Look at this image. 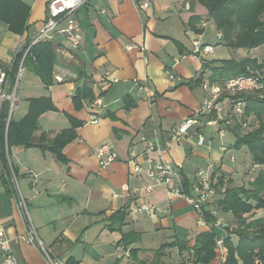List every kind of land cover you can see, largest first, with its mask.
I'll use <instances>...</instances> for the list:
<instances>
[{
  "label": "crops",
  "instance_id": "crops-1",
  "mask_svg": "<svg viewBox=\"0 0 264 264\" xmlns=\"http://www.w3.org/2000/svg\"><path fill=\"white\" fill-rule=\"evenodd\" d=\"M19 1L30 9L27 28L17 34L0 20L2 67L13 64L18 51L38 33L47 18L49 0ZM142 1L89 0L79 7L76 16L82 29L80 46L71 48L62 36L50 40L57 53L55 76H61L62 82L45 87L38 75L24 67L13 120L26 116L32 98H50L56 107L39 117L40 128L33 134L35 143H49L62 129L71 127L67 114L84 124L77 129L78 137L64 149L68 164H61L50 151L36 146L11 147L10 162L17 170V181L22 182L21 193L28 201L30 220L19 208L17 196L9 192L0 177V224L12 238L20 264H49L40 245L24 238L29 233L30 223L52 255L64 263L70 260V264H110L121 255V246H117L120 233L108 228L106 218L123 206H129L127 224L123 226L125 232L132 229L146 232L140 220L143 223L152 216L161 225L168 218L174 222L184 212L198 219L197 212L188 211L190 204L186 199L172 195L166 184H157L145 174L134 171V164L129 163L132 153H141L148 139L159 138L164 156L172 160L190 182L195 181L199 167L188 166L187 161L197 157L207 165H215L216 178L230 175L231 185H236L231 173L222 170L217 162L224 157L221 147L231 145L216 140L228 130L220 132L217 125L207 123L209 117L204 114L201 116L203 125L192 128L181 142L170 137L172 127L192 116L205 98L201 85L194 83L202 71L203 61L192 53L193 41L212 44L201 39L203 34L187 30L186 22L193 12L186 1L149 0L151 5L144 10L139 7ZM194 10L196 14H207V9L199 8L198 4L194 5ZM128 45L134 47L128 49ZM212 53L202 54L203 59L215 60L210 57ZM169 71L176 77L170 78ZM106 72L119 81L102 89L101 81ZM134 79L148 82L153 94L151 99L139 90ZM190 80L192 86L187 84ZM84 84L93 89L96 97L101 96L105 105L98 112L97 123L90 122V103H85L82 110L74 108L72 96L76 88ZM126 96L135 103L129 109L123 101ZM196 130L205 135L203 144L197 142ZM100 143L111 146L118 155L104 167L96 155ZM121 144L122 150L119 149ZM232 156L235 161V155ZM242 162L248 165L247 158ZM135 163H140L144 169L147 167L142 156H137ZM151 185L153 189L148 191ZM143 202L154 204L157 213H137V205ZM209 209H215V204L211 203ZM230 218L232 215L226 214L217 224L221 226V221ZM75 224L84 226L80 230ZM202 227L209 230L207 225ZM194 240L192 238L189 244ZM210 264H219V255Z\"/></svg>",
  "mask_w": 264,
  "mask_h": 264
},
{
  "label": "trees",
  "instance_id": "trees-1",
  "mask_svg": "<svg viewBox=\"0 0 264 264\" xmlns=\"http://www.w3.org/2000/svg\"><path fill=\"white\" fill-rule=\"evenodd\" d=\"M190 5L193 12L186 22L187 30L202 35L205 32L204 18L196 14L194 5L200 4L207 9V16L213 20L220 34L219 44L231 49H242L248 54L239 58L215 59L203 61L202 71L195 80L201 85L203 79L208 78L211 83L224 86L227 79L238 76H254L264 83V53L260 56L250 55L249 51L264 47V0H184ZM29 7L19 0H0V20L7 23L11 31L22 34L27 28ZM28 41L22 50L18 51L9 71L14 81L19 62L22 60ZM207 45V44H203ZM24 66L39 76L45 87H50L56 80L55 66L57 64L56 47L53 41L42 40L30 47L24 57ZM263 76V77H262ZM193 81L187 84L192 86ZM239 93L236 95L223 94L231 102L241 100L244 113L239 116L232 110V104L226 105L229 117L225 130H230L235 136L232 146H225L228 151L234 149L250 152V170L253 166L264 165V92ZM96 98L93 89L84 84L76 88L72 96L74 108L82 110L85 103H90ZM125 108L134 106L130 96H126ZM50 98L30 99L29 111L19 121L10 119L8 122L9 103L4 102L0 108V159L2 170L0 177L11 194L18 195L17 188L12 179V171L18 176L15 166L10 162L11 147H39L43 151H50L61 164H68L69 160L64 153L66 145L77 137V129L84 121L67 114L71 127L62 129L51 142L35 143L33 134L40 128L39 117L46 111L56 110ZM200 130V128H199ZM46 139V136L43 135ZM253 165V166H252ZM217 172L213 174L215 179ZM182 174V172H181ZM183 184L186 193H190L193 182L183 175ZM230 176V175H229ZM229 180V182H228ZM228 182V183H227ZM216 185L224 187L225 191L217 199L215 209L209 206L204 208L202 218L209 226V230L200 232L192 245L188 241L176 239L173 243L178 246L180 254L187 251L186 264H210L218 255V240L222 239L226 253L222 264H264V215L257 216L259 211H264V166L261 168L249 185H231V178L222 174L217 178ZM129 206L125 205L120 210L106 218L108 228L120 233L117 246L128 250L127 246L141 239L142 233L136 230L125 232L123 226L127 224ZM215 210V211H214ZM199 214V213H197ZM226 214H231L234 222L222 229L218 223L219 218L224 220ZM222 224V223H221ZM224 230V235L222 231ZM235 235L234 239L232 236ZM139 248L128 250L129 257L135 264H142L139 259ZM159 264H167L163 257L164 249L156 252ZM70 260L66 264H70ZM134 264V263H133Z\"/></svg>",
  "mask_w": 264,
  "mask_h": 264
},
{
  "label": "built area",
  "instance_id": "built-area-1",
  "mask_svg": "<svg viewBox=\"0 0 264 264\" xmlns=\"http://www.w3.org/2000/svg\"><path fill=\"white\" fill-rule=\"evenodd\" d=\"M89 0H49L47 5V18L43 26L40 28L38 33L30 40L29 46L26 49L22 60L19 62L16 78L13 81L10 77L9 71L11 67L0 66V108L4 102L9 103L8 112V122L12 118L14 109L18 104V89L20 83V76L24 70V57L31 46L42 40H52L58 36H62L69 43L71 48L77 49L82 42V29L79 20L77 19L76 12L81 5L87 3ZM151 5L149 0H143L139 7L141 9H146ZM134 46L128 45V49H132ZM144 49V46H140ZM22 50V49H21ZM214 51V46L207 44L203 45L198 40L193 41V51L192 53L195 57L201 59L202 54H209ZM170 78H175V74L169 71ZM57 82H62L63 78L61 76H56ZM119 79L111 77L109 72H106L101 81L102 89L109 88L113 83L118 82ZM139 90L143 92L148 100L152 98V92L148 82L139 81L134 79ZM264 86V83L258 80L257 77L248 76H238L229 78L225 81L224 86L211 83L208 78L203 79L201 87L205 92V98L202 103L193 111V115L173 126L170 131V137L175 142H181L188 134V132L194 127H200L203 125L201 121V116L209 117L208 124L217 125L220 128V132L225 131L223 128L225 124L230 123L227 121L229 115L227 114L226 105L232 104V110L235 114L241 116L244 113L243 102L241 100H235L231 102L229 98H223V94L236 95L239 93H252V91H259ZM90 122L97 123L98 112L105 107L101 96L96 97L90 102ZM199 130V128H198ZM196 130L197 142L203 144L205 141V135ZM222 153L228 152L225 146L221 147ZM151 153H155L156 157L150 156ZM97 157L101 166H107L114 162L118 155L112 149L111 146L107 144L101 145L97 152ZM137 156H142L145 159L147 167L144 169L140 163H135V158ZM234 161V156H231ZM129 163L134 164V171L137 174H145L149 179L155 180L157 184H163L168 187L172 195L182 197L186 199L190 205L195 208V211L199 213V224L201 226H206V222L202 218V213L205 207L209 204L217 201L219 196L224 193V187L216 185L217 178L213 180V174L215 172V165L209 163L206 170L199 168L196 172V178L190 187V193H186L184 189L183 176L181 170L177 165L173 163L172 160L167 159L164 156V147L160 142L158 137L154 139L146 140V145L144 150L135 154L132 153V158ZM13 182L18 191V206L25 215L26 218L30 220L29 216V205L28 201L24 195L19 190V185L17 177L13 173ZM153 186H148L147 190L151 191ZM193 191V193H192ZM136 212L139 214H149L155 215L157 213V208L154 204L149 202H143L137 205ZM28 235L24 237L28 242H36L41 250L43 251L45 257L49 264H66L60 259L55 258L48 247H46L43 241L39 238L36 228L32 223H30ZM218 253H219V264H222L225 260V251L223 248L222 239L218 240ZM0 254L2 259V264H20L18 256L16 255L14 248L12 246V238L9 236L4 225L0 224Z\"/></svg>",
  "mask_w": 264,
  "mask_h": 264
},
{
  "label": "rangeland",
  "instance_id": "rangeland-1",
  "mask_svg": "<svg viewBox=\"0 0 264 264\" xmlns=\"http://www.w3.org/2000/svg\"><path fill=\"white\" fill-rule=\"evenodd\" d=\"M198 7L202 8L203 6L198 4ZM202 16L204 18V23H205V25L203 26L205 27V32L203 33L201 39L203 41H208L209 43L215 46L214 52L210 55L211 58H215L219 60L229 59V58H239V57H242L248 54V51L246 50L231 49L223 45H220L219 38H218L219 32L217 31L213 20L209 19L207 14L202 15ZM249 53L250 55L261 57L264 53V47H260L257 50H252L251 52L249 51ZM262 92H264V86L259 90L258 93L260 94ZM235 141H236L235 136L229 130L226 131L221 136L220 139L216 140V142H223L225 144H230L232 146L234 145ZM100 146H101V143L98 145L97 150ZM119 149L122 150V144L119 146ZM232 154L235 155L236 157L235 161L231 159ZM223 155L224 157L222 159H218L217 162L221 165L222 170L228 173H231L232 181L234 184H236L234 186L249 185L252 179H254V177L258 173V171L264 166V165L263 166H253L252 165L253 167L250 170H248L249 167H251L250 160L252 159V155L250 154V152L246 153L243 150L234 149L231 152L224 153ZM245 158H247L248 160V165L242 162V160ZM187 164L188 166L194 165L195 167H199L204 170H206L207 168L206 161L201 160L197 157H191L187 161ZM191 177L192 179L194 178L193 175H191ZM229 177L230 176L227 175L228 179ZM18 185H19L20 192H22L23 191L22 182L20 180L18 181ZM214 204L216 205V203ZM188 211L189 212L193 211L196 213L195 208L192 205H190V207L188 208ZM262 215H264V211H259L257 213V216H262ZM29 216H30V213H29ZM145 216H149V215H145ZM199 218L200 217L198 215V219ZM198 219L196 216L187 214L185 212L182 214L181 218L175 219L174 222H172L171 218H168L167 220H165L166 223H162V225L160 221L156 217H153V216L150 219L147 218V220L144 221L143 223L141 219L140 220L141 227L144 230H146V232L144 233L141 232L142 233L141 239H138L133 244H129L127 246V249L130 250L131 248H139L140 250H139L138 256L142 264H159L158 261L156 260V255H155L159 249H164L166 256L163 257V260L167 264H186V259L188 256L187 251L184 253L186 254V256H183V254L181 255L179 252L178 246L173 243L176 242V239L185 240V241L190 242L192 238H196V236L201 231H204L205 227L198 225L199 224L198 223L199 221H197ZM83 221L84 220L82 219L80 223ZM231 222H234L232 218H230V220H227L225 222L221 221L222 229L226 228L227 225H230ZM74 226L76 227L77 224H75ZM83 226L84 225L78 226L76 228L81 230ZM221 233L222 235H224V230ZM232 237L234 239L236 238L235 235H233ZM44 245L48 247L45 243ZM122 249L123 248L121 247L120 249L121 255L119 256L120 257L119 260L116 259L113 262L111 261L112 264H114V262L115 264H133V263L135 264L136 263L135 260L128 256L129 255V253L127 252L128 250L126 251Z\"/></svg>",
  "mask_w": 264,
  "mask_h": 264
}]
</instances>
